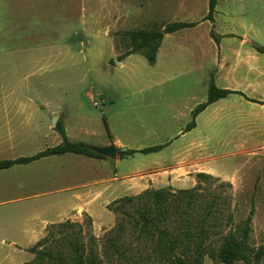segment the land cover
I'll return each mask as SVG.
<instances>
[{"label": "rangeland", "instance_id": "374dc122", "mask_svg": "<svg viewBox=\"0 0 264 264\" xmlns=\"http://www.w3.org/2000/svg\"><path fill=\"white\" fill-rule=\"evenodd\" d=\"M191 1L0 0V53L4 67L8 71L16 69L20 85L13 89L7 81L1 96L6 101L26 97L36 101L35 110L4 104L0 112L28 111L46 115L47 123L56 126L61 121H55L57 116H51V110L57 111L70 127L69 136L74 131L77 138L90 147H101L111 141H119L122 150L165 145L160 156L169 159L172 151L180 149L186 141V127L192 121L191 97L208 99L210 83L202 84L201 70H197L202 60L182 53L197 52L212 30L207 23H202L208 0H195V8H191L194 13L190 14L191 10L186 12V8ZM243 1L248 15L234 18L220 15L218 29L238 35L247 33L256 47L264 48V0ZM222 3L220 9L225 13L227 8ZM187 20H194L189 22L197 26L166 36L154 64L141 54L121 59L131 47L125 32L160 29ZM259 56L264 59V54L259 53ZM210 64L211 59H206V70H214ZM190 70L194 72L189 74ZM244 74L245 69H240L237 77L241 79ZM4 76L9 77L8 74ZM25 76H28L25 83L28 89L20 81ZM260 80L264 81V73ZM239 92L242 94L229 98L241 100L240 112L234 115L235 128L221 130L218 134L208 132L210 143L202 155L205 166L216 170L220 178L201 179L199 189H190L192 196L165 189L167 194H174V198L168 200L180 206L169 212L171 218L165 225L171 232L179 233L185 217L198 219L203 206L217 199L213 215L222 224L212 228L213 231H236L252 212L249 246L259 249L264 246V109L261 108L264 106L261 104L264 103V83L257 89ZM50 101H56V106L42 104ZM231 119L230 113H224L219 124L225 127ZM32 133L25 146L29 156L63 142L61 135L46 132L38 121ZM69 155L44 162L45 173H50L52 178L49 186L24 187L23 192L14 193L6 191L10 184L0 179V202L8 196L42 193L67 187L72 181L88 179L91 167L84 164L95 165L96 162H87L89 157ZM152 157L154 154L136 153L120 160L106 159L107 162L99 164L98 188L108 187V192L103 193L96 204L99 217L92 218L84 213L48 226L45 237L51 234L50 239L39 250L69 259L72 255L69 244L77 241L83 245L85 254L94 253L100 264H172L171 256L164 255L158 243L162 223L160 220L155 224L146 223L141 219L140 200L123 203L116 212L105 211L102 205L110 202L112 196L122 194L119 182L111 179L135 172L148 165ZM77 169L82 171L79 173ZM68 194H52L32 202ZM189 197L192 203L186 207ZM154 207L158 214L161 207ZM3 209L9 208L1 204L0 211ZM183 209L187 214L181 212ZM229 215L233 220L227 223ZM217 239L211 236L207 241L213 251L220 245ZM8 242L0 246V257L11 248ZM34 255L35 258L27 263L52 264L47 257L39 259ZM202 264L221 263L207 255ZM236 264L254 263L241 261ZM259 264H264V257Z\"/></svg>", "mask_w": 264, "mask_h": 264}, {"label": "crops", "instance_id": "0c3cea01", "mask_svg": "<svg viewBox=\"0 0 264 264\" xmlns=\"http://www.w3.org/2000/svg\"><path fill=\"white\" fill-rule=\"evenodd\" d=\"M222 2H224L227 8L225 13L220 9V6L223 4ZM194 4H196V1L192 0L189 7L186 8V12H189L191 8H195ZM208 10L209 5H207L206 11L202 15V23H207L209 29H214L219 37V42L217 43L209 34L207 42L204 46L201 45V48L197 52H182L187 56H195L202 60L203 64L197 69L201 70L199 71V75L202 84L210 83L211 75H213L215 85L221 89L241 91V89L251 90L259 88L260 83H264V81L260 80L264 73V59L259 56V52L255 49L256 46L252 42V37L247 33L238 35L218 29L220 15L231 16L232 18L248 15L244 7V1L218 0L213 23L205 20ZM191 13H194L193 9L190 11ZM189 21L194 20H187L186 22L195 23ZM160 51L161 47L158 53ZM206 59H211L210 65L214 67V70L205 69L204 63ZM240 69H245V74L241 79L237 77ZM192 72L194 70H190L188 73ZM16 73L15 68L8 71L4 67L2 54L0 53V106L5 104L28 107V111L35 110L36 101L32 97L24 99L11 98L8 101L2 98L3 89L7 88L4 84L8 83L7 81L10 82V88H19V79L15 76ZM6 74L9 77H5L4 75ZM254 75L255 77H252ZM27 78L28 76H25L20 80L24 83L23 87L25 86V89H28V86L25 85L28 80ZM162 84L160 83L159 86H162ZM232 96L234 94L209 105L201 112L196 117V126L186 133V141L182 143L180 149L172 151L169 159L160 156L163 150L150 153L154 154V157L150 159L148 165L137 168L131 174H124L121 178L115 176L111 179L119 182L118 189L122 194L112 196L113 198L110 199V202H103L102 205L105 211L111 203L127 196H137L146 190L170 189L172 191H180L192 189L198 184L197 175L200 173L220 178L218 177L220 174L216 170L205 166L202 155L210 143L208 132L213 131V133L218 134L221 130H233L235 128L234 115L240 112L238 109L241 107V100L229 99ZM191 99L193 107L191 106L192 108L189 113L193 112L198 105L205 102V100L199 99L198 96H193ZM42 104L44 107H50L56 106L57 103L56 101H50ZM247 104L253 106V103L249 101H247ZM261 108L264 109V106ZM28 111L27 113L0 112V161L15 160L29 156L25 146L29 143V138L33 136L32 132L35 129L36 121L40 123V127H43L46 132L61 135L54 125L55 123L53 125L47 123L48 117L46 115H35V113ZM224 113L232 115L230 123L224 124L225 127L223 124H219L220 121L222 122ZM53 115L57 116L55 118L56 122L61 121L63 123L66 135L71 142L76 140L82 142L77 138L78 136L74 131L69 136L70 127L67 125V121L59 116L57 111L51 110V116ZM112 144L116 145L117 149L122 150L119 141L107 142L101 145V147ZM67 156L70 155L45 157L33 163L14 165L11 168L0 170V179L10 184L6 188V191L12 190L11 192L14 193L22 191L24 187H34L35 185L49 186L52 178L50 173H45L44 162L50 161L53 158H66ZM74 156L82 157L77 154H74ZM106 159L86 158V160H89L87 162H96L94 163L95 165H92V163L84 164L91 167V176L83 181H72L67 187L37 194H23V196H15L14 198H8L9 196L7 195L8 197L6 196L7 198L0 202V205L2 204L4 208H9L0 211V246L7 244L9 241L8 245L11 248L6 254L1 255L0 264H24L33 260L35 255L29 252V249L45 238L46 230L52 224L61 223L72 216L77 217L84 213L97 219L99 216L96 212V204L104 196L103 193L108 192V187L104 189L98 188L100 180L97 178L99 164L102 165L104 162H107ZM113 160H120V158L118 156L117 159ZM77 171L80 173L82 169H77ZM64 192H68L69 194L65 197L32 202L36 198L48 197L52 194L57 195ZM25 193H27V189ZM107 212L106 216L109 215V211Z\"/></svg>", "mask_w": 264, "mask_h": 264}, {"label": "trees", "instance_id": "16d2710c", "mask_svg": "<svg viewBox=\"0 0 264 264\" xmlns=\"http://www.w3.org/2000/svg\"><path fill=\"white\" fill-rule=\"evenodd\" d=\"M218 0H209V10L205 20L214 22V16L216 13V6ZM196 23L177 22L168 24L160 29L146 30H132L127 31L124 35L130 40L131 47L125 52L121 59L126 58L132 54H141L150 64L156 62L157 53L162 45V42L166 35L173 34L181 30L194 28ZM212 38L218 43L219 37L212 28L210 32ZM259 53L264 54L263 47L255 48ZM232 94H242L239 91H232L228 89L218 88L214 83V76L211 75V80L208 89V99L204 103L198 105L192 112V121L187 125L186 130L190 131L196 126V117L203 112L209 105L228 97ZM257 102V101H255ZM264 105V103H261ZM57 130L60 132L63 142L53 148H48L36 155L22 157L15 160L0 161V170L11 168L14 165L29 164L40 160L45 157L61 156L65 154H77L89 158L106 159L92 150V147L83 142H71L65 132V128L62 122H58L56 125ZM166 146H153L144 148L141 150H120L118 149V156L120 159L132 156L136 153L150 154L163 150ZM211 175L200 173L197 175L198 184L194 187L199 189L201 187V179L208 178ZM193 188V189H194ZM179 194L193 195L192 191L180 190ZM174 198V194H167L165 189L162 190H146L137 196H127L119 199L107 206L109 211L116 212L123 203H132L134 200H140V216L146 223H154L159 221L162 223L163 231L160 234L158 243L164 255L171 256L172 264H202L203 259L207 255H211L221 264H236L241 261L259 264L264 257V246L259 249H252L249 246V237L251 233L252 212L241 223L238 230L221 232V230H214L221 226V221L213 215L217 199H213L210 203L203 206V213L198 219H190L185 217L182 220L183 229L179 233L171 232L165 225L166 221H170L171 215L169 212L179 209V205L175 202L169 201L168 198ZM153 201H152V200ZM152 201V202H150ZM152 203V204H151ZM192 199L189 197L188 205H191ZM161 207L156 209L154 205ZM183 209L181 212H183ZM187 214L186 211H184ZM228 222H232L233 216L229 215ZM230 225V224H229ZM228 225V226H229ZM213 228V229H212ZM51 234L39 241L34 247L29 249V252L36 254L39 259L48 258L52 264H100V260L94 253L89 256L85 254V249L82 244L77 241H71L69 244L71 257L67 259L61 254L54 255L51 252L39 250L44 242L49 241ZM218 237L217 241L220 243L216 251L210 248V244L207 242L210 237ZM29 264V263H26Z\"/></svg>", "mask_w": 264, "mask_h": 264}, {"label": "water", "instance_id": "95a60500", "mask_svg": "<svg viewBox=\"0 0 264 264\" xmlns=\"http://www.w3.org/2000/svg\"><path fill=\"white\" fill-rule=\"evenodd\" d=\"M92 150L110 159H117L118 157V149L114 144L105 147H92Z\"/></svg>", "mask_w": 264, "mask_h": 264}]
</instances>
